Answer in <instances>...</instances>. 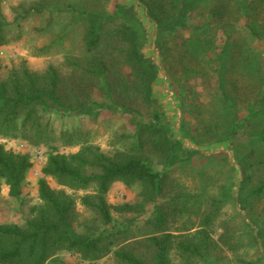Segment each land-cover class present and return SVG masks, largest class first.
<instances>
[{"label": "trees", "instance_id": "obj_1", "mask_svg": "<svg viewBox=\"0 0 264 264\" xmlns=\"http://www.w3.org/2000/svg\"><path fill=\"white\" fill-rule=\"evenodd\" d=\"M202 1L208 0H193L194 7L188 13L181 7H163L160 11L169 15L166 20L159 18L152 9L150 15L159 23L161 30L174 32L183 26L188 29L192 20L189 14L199 7L195 4ZM239 1L244 6L239 14L248 18L246 25L254 33L251 3ZM33 10L50 13L40 32L49 36L55 48L53 52L63 55L62 68L66 73L61 75L49 67L45 74H37L22 61L11 69L8 77H0V137L47 149L43 177L38 182L41 204L31 207L22 224L0 225V264H64L58 256L60 252L75 253L81 249L95 256L110 253L123 264H216L224 252L232 255V259L227 260L229 264H264V252L258 251L255 261L243 257L249 245L255 246L249 222L255 221L264 227V153L251 149L244 155L245 166L253 170L248 184L242 187L243 204L250 210V221L236 211L224 212L229 201L235 203L227 188L208 200V210L198 224L192 220L185 221L177 225L174 232H169L167 220L172 214L155 199H160L169 172L168 162L173 156L171 134L166 126L157 125L153 121L156 117L148 123L133 119L136 124L132 135L134 143L111 156L90 145L86 133L80 128L57 130L54 120L60 112L69 116L71 112L96 108L98 94L109 100L112 106L130 108L123 103L124 97L117 96L121 89L125 95L132 93L144 105L153 107L156 75L145 63L141 51L142 35L125 15L124 18L105 16L104 11L89 8L77 0H38ZM207 11L206 7L201 13ZM208 29V23L196 25L191 29V39L196 41L203 37V43L211 49L216 38L215 35L213 38L206 35ZM230 36L231 32L227 31L222 47L224 54L230 46ZM7 43L4 24L0 23V47ZM162 43L158 38L157 49H163ZM182 46L187 48L186 54L193 60L190 64L195 65V70H187L201 74L199 70L205 60V52L193 43ZM157 55L167 61V53L163 50H159ZM125 67L130 69L129 75L123 72ZM208 70L215 72L213 68ZM81 73L82 77H79ZM218 88L225 106L222 114L211 113L208 124L214 130L221 128L225 141L231 140L234 144L238 129L241 130L250 120L258 121L264 116V107L248 110L240 120V112L228 101L222 81H218ZM175 101L178 103L177 97ZM52 110L55 112L51 113ZM93 113L91 110L90 114ZM255 136L264 144V126ZM215 142L220 143V139ZM57 143L62 147H79L80 150L74 154H63ZM147 146L165 155L161 169L152 166L144 153ZM32 167L30 153L7 151L0 144V196L4 185L9 188L11 199L22 201L24 184ZM258 174L261 176L255 182ZM49 177L71 191L94 189V195L83 197L81 202L102 218L105 231L95 238L75 239L72 232L77 215L76 202L65 191L51 188ZM117 182L141 188L144 196L142 208L146 202L154 205V211L144 225L150 226L152 232L144 231L142 240L125 245L118 238L127 237L126 232L130 230L115 231L112 226L115 221L107 201L111 187ZM139 228L144 229L143 226ZM218 235L219 240L216 239ZM212 258L215 259L213 262Z\"/></svg>", "mask_w": 264, "mask_h": 264}, {"label": "rangeland", "instance_id": "obj_2", "mask_svg": "<svg viewBox=\"0 0 264 264\" xmlns=\"http://www.w3.org/2000/svg\"><path fill=\"white\" fill-rule=\"evenodd\" d=\"M37 1L0 0V23L4 24L8 41L5 46L0 47L1 78L8 77L11 69L22 61L31 72L37 74H45L49 67L55 68L61 75L66 73L62 68L63 55L54 53L55 48L49 36L40 32L50 13L34 11L33 7ZM77 1L94 10L104 11L105 16L123 18L126 16L128 22L140 32L141 51L145 63L156 75L154 105L153 107L144 105L134 94L125 95L122 89L117 96L124 97L123 103L130 108L112 106L109 100L98 94L96 97L98 105L94 109L71 112L69 116H65L63 112L57 114L54 117L56 129L78 127L86 133L90 145H95L103 153L112 156L134 143L132 135L136 131V124L133 119L148 123L156 117L157 120L154 118L153 121L157 125L166 126L172 139L173 156L168 162L169 172L165 187L162 189L160 199L155 198L164 210L172 214L167 220L169 232H174L177 225L185 221L192 220L198 224L204 217V212L208 210V200L227 188L230 189L235 203L229 201L224 212L236 211L247 216L250 221V210L245 209L243 204L242 187L248 184V178L253 170L245 166L244 155L251 149L264 153V144L255 136L264 126V116L258 121L250 120L245 127L238 129L234 144L231 140L225 141L221 128L212 129L208 124V118L211 113L222 114V108L225 106L219 92L218 81L225 84L228 95L226 97L229 102L236 105L240 112V120L244 117L243 113L248 110L264 107V0H243L251 3V26L254 27V33L246 25L247 17L239 14L244 8L239 0H208L195 4L199 7L189 14L192 19L189 21V28L185 29L183 26L174 32L167 29L159 31V23L150 15L151 9L159 18L166 20L168 13H163L160 9L181 7L188 13L191 7H194L193 0L191 2L186 0L182 4L176 0ZM206 7L208 11L201 13ZM206 23L209 27L206 35H209V38L215 35L216 38L214 48L211 49L203 43V37L196 41L191 39V29ZM227 31L231 32V41L224 54L222 47L226 42L224 36ZM158 37L163 42V49L156 47ZM192 43L204 51L206 56L199 75L187 70L191 68L195 70V65L190 64L193 60L186 54L187 48L182 45ZM159 50L167 53V61L157 55ZM210 68L215 69V72L208 70ZM123 72L129 75L130 69L125 67ZM78 76L82 77V73ZM117 87L121 88V85L117 84ZM176 97L178 103L175 101ZM91 110L94 111L93 114H90ZM244 133L250 136H244ZM217 138L220 139V143L215 142ZM0 144L7 151L29 153L22 149V144L26 143L20 140L0 137ZM56 145L63 154H74L80 150L79 147H62L60 143ZM39 149L45 162L37 164L32 159L33 167L24 184L22 201L11 199L9 188L3 185L0 196V225L22 224L28 217L31 207L41 204L38 182L43 177L47 149ZM144 153L151 160L152 166L161 169L165 160L163 153L149 146ZM260 176L258 174L255 177V182ZM47 180L51 188L65 191L76 202L77 215L72 232L75 239L95 238L105 231L102 218L81 202L83 197L94 195V189L75 192L60 186L56 179L49 177ZM141 191L138 186L127 187L117 182L108 193L107 201L115 221L112 226L115 231L130 230L126 232L127 237L118 238L123 245L142 240L144 231L149 234L152 232L150 226L144 225L149 221L154 205L146 202L142 208L144 196L141 195ZM186 210L191 213H187ZM249 224L253 230L255 246L249 245L243 257L255 261L257 252H264V227L255 221ZM142 226L144 229L141 230L139 227ZM108 229H111V226ZM221 232L219 230L218 233L221 235ZM218 237L219 235L216 236L217 240ZM116 250L119 249H114ZM135 253L134 251L133 254ZM58 256L64 264H123L110 253L103 252L95 256L92 253L86 254L83 249L75 253L60 252ZM228 259H232L231 253L224 252L223 258L216 264H229ZM214 260L211 259L212 262Z\"/></svg>", "mask_w": 264, "mask_h": 264}, {"label": "built area", "instance_id": "obj_3", "mask_svg": "<svg viewBox=\"0 0 264 264\" xmlns=\"http://www.w3.org/2000/svg\"><path fill=\"white\" fill-rule=\"evenodd\" d=\"M21 147L23 150H27L32 155V159L35 160L37 164H43L45 162V159L43 158L42 152L39 148H33L26 144H22Z\"/></svg>", "mask_w": 264, "mask_h": 264}, {"label": "crops", "instance_id": "obj_4", "mask_svg": "<svg viewBox=\"0 0 264 264\" xmlns=\"http://www.w3.org/2000/svg\"><path fill=\"white\" fill-rule=\"evenodd\" d=\"M158 28V27H157ZM159 29V28H158ZM161 29H159V31H160ZM167 31H169L170 32V30L169 29H167ZM159 38V37H158Z\"/></svg>", "mask_w": 264, "mask_h": 264}]
</instances>
